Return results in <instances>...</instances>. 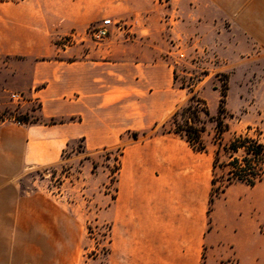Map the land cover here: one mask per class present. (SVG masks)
Returning <instances> with one entry per match:
<instances>
[{
	"label": "crops",
	"instance_id": "crops-1",
	"mask_svg": "<svg viewBox=\"0 0 264 264\" xmlns=\"http://www.w3.org/2000/svg\"><path fill=\"white\" fill-rule=\"evenodd\" d=\"M166 1L171 35H194L215 55L264 57V0ZM111 3L0 0V88L17 87L37 99L42 120L65 121L0 124V264H51L63 255V211L26 192L27 178L58 165L74 141L86 153L116 149L125 135L151 131L190 98L160 74L166 67L159 48L139 28L131 41L111 37L95 45L82 38L71 53L53 43L70 32L82 35L109 14ZM121 158L116 183L121 205L130 210L120 214V227L133 239L120 249L122 259L264 264L252 211L241 214L227 197L216 199L209 214L210 153L166 134L128 144Z\"/></svg>",
	"mask_w": 264,
	"mask_h": 264
},
{
	"label": "rangeland",
	"instance_id": "rangeland-1",
	"mask_svg": "<svg viewBox=\"0 0 264 264\" xmlns=\"http://www.w3.org/2000/svg\"><path fill=\"white\" fill-rule=\"evenodd\" d=\"M156 1L158 4L154 7L147 0H131V6L127 7L124 6L125 0H112L106 6L109 14L102 18L119 22V29L113 28L108 38L131 41L139 28V36L153 39L159 48L157 58L166 67V71L162 69L160 74L173 81L175 88L189 92V97L195 95L204 101L213 119L217 116L221 93L225 92L227 114L223 121L227 130L220 133V139L215 135L216 122L200 114L205 127L202 140L212 160L217 145L228 144L237 135L246 136L264 146V57L256 59L232 54L215 55L211 48L208 51L194 35H171L168 32L172 26L167 14L169 5L166 0ZM100 21L87 25L82 35L70 32L60 40H53V43L69 47V53L73 47H79L76 42L82 38L95 45L102 44L106 39L95 42L88 34ZM12 93L22 96L25 101L30 99L20 88L9 85L0 88V121L15 116L23 124L20 126L49 122L39 117L40 103L16 108L9 100ZM23 116L27 120L20 118ZM169 119L157 125L154 130L143 132L145 135H125V142L119 147L124 149L135 141L162 136L161 132L169 129L162 125ZM236 156H241V152ZM229 160L221 151L218 165H225ZM121 162L122 158L115 148L86 153L81 141H74L65 148L58 165L38 171L24 182L26 192L45 196L63 211L65 231L62 264H139L122 259L120 254V249H125L133 240L129 238L132 233L122 232L120 227V214L130 210L121 205L119 186L116 183L119 174L116 168L119 164L121 168ZM226 171L227 168L215 170L217 182L211 191L209 214L213 211L216 199L231 198L232 207L241 214L248 210L253 212L257 241L264 240V176L254 187L235 183L221 194L216 191V187L220 177L226 176ZM113 249L117 253L115 257L112 256ZM61 259L51 264H60Z\"/></svg>",
	"mask_w": 264,
	"mask_h": 264
},
{
	"label": "trees",
	"instance_id": "trees-1",
	"mask_svg": "<svg viewBox=\"0 0 264 264\" xmlns=\"http://www.w3.org/2000/svg\"><path fill=\"white\" fill-rule=\"evenodd\" d=\"M225 92L221 93V99L219 101L217 116L212 118L209 116V111L206 108L204 101L198 99L195 95H192L188 102L180 107L173 113L171 118L162 125V127L168 126L169 129L162 131L161 135L172 134L183 140L189 145V147L197 153H206L207 149L202 140V134L205 132L204 122L201 119V113L207 116L210 120L216 122V136L220 139V133L227 130V126L224 124L223 118H225L227 112L225 109ZM23 120H27L26 116L20 117ZM73 120V119H70ZM64 120L50 119L45 125L63 124ZM157 127H153L154 130ZM137 136L138 133H133ZM145 135V133H143ZM134 139H136L134 137ZM119 152V157L122 156L123 148H116ZM221 151L230 159L225 165H218L219 156ZM241 152V156H236ZM264 162V146L251 140L250 138L237 135L232 138L228 144H218L216 151L213 154L212 163V180L211 191L214 190L217 179L215 175L216 168H227L226 176H222L219 179V185L216 187V191L219 193H225V190L235 183H241L249 187H254L256 183L261 182L264 176V170L262 164ZM96 166H93L95 169ZM120 170V164L116 168L118 174ZM117 182V181H116ZM212 200H209V203Z\"/></svg>",
	"mask_w": 264,
	"mask_h": 264
},
{
	"label": "built area",
	"instance_id": "built-area-1",
	"mask_svg": "<svg viewBox=\"0 0 264 264\" xmlns=\"http://www.w3.org/2000/svg\"><path fill=\"white\" fill-rule=\"evenodd\" d=\"M118 23L119 22H113L110 19H103L99 23H97L95 26H93L90 29L88 34H89L90 38L93 39V41L101 42V41L107 39L110 36L111 31H112L113 28L119 29L118 26H117ZM9 100L13 103V105L16 108H21L25 104L31 105L32 103L38 102L37 99H33V98H30L29 100L25 101L22 98V96H20L18 94H14V93L10 94ZM7 123L14 124V125H17V126L23 125L18 120V118L16 119L15 116H13L11 118H5L4 120L0 121V124H7Z\"/></svg>",
	"mask_w": 264,
	"mask_h": 264
}]
</instances>
